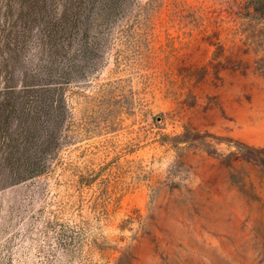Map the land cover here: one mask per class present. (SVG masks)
Instances as JSON below:
<instances>
[{
    "label": "rangeland",
    "instance_id": "374dc122",
    "mask_svg": "<svg viewBox=\"0 0 264 264\" xmlns=\"http://www.w3.org/2000/svg\"><path fill=\"white\" fill-rule=\"evenodd\" d=\"M250 1L0 0V264H264Z\"/></svg>",
    "mask_w": 264,
    "mask_h": 264
},
{
    "label": "trees",
    "instance_id": "16d2710c",
    "mask_svg": "<svg viewBox=\"0 0 264 264\" xmlns=\"http://www.w3.org/2000/svg\"><path fill=\"white\" fill-rule=\"evenodd\" d=\"M248 4L250 5L249 11L245 15L257 24L261 23L264 26V0H251ZM254 37L258 44H264V32L260 36ZM261 66L264 67V61L261 62Z\"/></svg>",
    "mask_w": 264,
    "mask_h": 264
}]
</instances>
